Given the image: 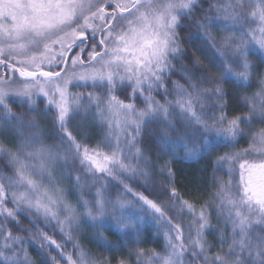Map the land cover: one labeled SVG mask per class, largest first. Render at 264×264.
<instances>
[{"label":"snow or ice","instance_id":"obj_1","mask_svg":"<svg viewBox=\"0 0 264 264\" xmlns=\"http://www.w3.org/2000/svg\"><path fill=\"white\" fill-rule=\"evenodd\" d=\"M197 9L203 15L189 20ZM184 21L200 30L222 76L198 58L183 62ZM213 26L224 33L218 42ZM250 53L264 63V0H0V264H37L26 244H36L40 264H108L79 243L82 225L110 249L105 229L136 230L146 218L167 229V245L164 254L130 249L131 264H264V127H255L264 125V74L258 91H239L257 75ZM230 80L247 109L231 116ZM94 129L101 138L91 143ZM225 147L232 151L215 156L216 191L199 207L171 183L157 199L125 183L142 179L148 191L156 175L174 179V161ZM109 180L122 191L110 193ZM210 233L220 234L215 252Z\"/></svg>","mask_w":264,"mask_h":264},{"label":"trees","instance_id":"obj_2","mask_svg":"<svg viewBox=\"0 0 264 264\" xmlns=\"http://www.w3.org/2000/svg\"><path fill=\"white\" fill-rule=\"evenodd\" d=\"M204 7L208 8V3H204ZM203 15V13H200L199 9H197V15L195 17H190L189 20L193 19H199L200 16ZM185 24H187L186 28H183L180 31V38H181V46L185 49L186 55L183 57V62L185 64L191 65L195 59H199L201 61V64L198 67H206L208 72L210 74H214L216 76H222V72L219 71V69L213 64L214 59V53L213 51L208 47V44L206 41L201 38L200 36V30L197 29L196 25L193 23H190L189 21H184ZM212 35L216 37L217 42L219 41L220 36H222L224 33L221 32L216 27H212L210 29ZM248 59L251 62H254L258 65L253 71L257 74L253 81H251V87L246 89H239V91L242 94L251 95V93L259 90V84L258 80L260 78V74H264V63L260 62V58L258 54L250 53ZM175 63V61H174ZM179 67V65H177ZM237 71H242V69L237 68ZM173 80H180L179 75L172 76ZM181 83L183 81L181 80ZM235 82L234 81H227L224 83L223 87L226 92L229 93V108H228V114L231 115H237L241 111H247L246 108H243L242 105L236 103V100L238 99L235 96V92L237 89L235 88ZM171 87V85H169ZM76 91V88H74ZM77 90L80 92L85 91H91L90 88L85 89L83 87H77ZM117 95H120L121 99H124L123 95L120 93H117ZM169 99H172L171 96L168 97ZM157 99H160L161 102H163L162 96H157ZM8 103L12 106L13 111L20 112L23 111L21 107H19V102L9 100ZM138 106H143L140 101H137ZM37 106L43 107L44 102L43 98H40L37 100ZM27 106H25L26 108ZM34 115L38 116L42 122L46 125L50 124V121L47 117H45L42 113H34ZM256 128L264 127V125L259 124L258 122L255 124ZM94 131L97 133L93 141L91 143H95L97 140H100V132L101 129H94ZM51 142V141H49ZM247 146V142L244 140H241L238 145H236V148H243ZM231 147H225L221 149L220 152L216 153L214 152L212 157L209 156H196L191 159H178L173 162V169L175 172V177L172 181H169V179L166 176H159L156 175L154 177L155 186L153 184H149L148 188L149 190L146 191L145 187L143 185L142 179H136L133 178L131 180H125V183L129 184V186L136 192L143 193L146 196H149L150 199H157L158 194H160L164 188L168 187V185L171 183L183 196L184 199L189 200L192 203H195L197 207H199L201 204L205 202H210L212 200V194L216 191V188L212 182L213 177V170L215 168V156L216 155H222L224 152H231ZM179 156H184L183 149L179 150ZM163 159H167V157H164ZM155 160V157H154ZM163 160L159 161L158 163H162ZM158 171V168H157ZM217 176L223 177L224 179H227V175L225 172H217ZM109 192L113 195L117 191H122V188H113V185H116L118 181L115 180H109ZM65 187H71V185L66 182ZM77 194L71 193L69 195V200L73 204L76 203ZM127 199L132 200L133 198L131 196H128ZM163 199L167 201L168 196L167 194H164ZM158 202H160L158 200ZM9 208L12 207V205L9 203L7 205ZM138 207V206H137ZM210 211H212V222L214 225L217 226H223L222 222L220 224L217 223L215 219V212L209 208ZM168 215L172 216L173 213L169 212ZM183 221L187 223L191 216L185 215L183 216ZM20 220L22 222L23 226H30L29 221L26 217L21 216ZM175 222H180V220H175ZM9 228H12L13 232H16V229L13 227L12 224H8ZM43 227V225H41ZM35 230V229H33ZM167 229H160L154 224L151 219H145L141 223L136 225V230L129 229L127 232H118L115 229H105V235L108 237V239L112 243V247L110 249H105L104 247H101L98 242H96L92 236H93V230L89 228L87 225H82V230L78 234L77 238L79 243L88 251H90L97 259H103L108 262V264H120L121 261L128 260L129 264H131V259L128 256V251L135 250L136 248H142L146 251L152 250L161 254H164V249L167 245V241L164 238L163 232ZM45 231H48V229H45ZM259 231V229H257ZM22 235H26L25 233H19ZM49 235H53L52 232H49ZM219 233H210L208 234V240L214 244V247L212 248V251L215 252L219 250L220 244L219 241ZM54 239H56L58 242H61V238L59 235H55ZM139 240V243L137 241ZM25 247L27 248V251L29 255L37 262V264H40L42 257L40 256V250L37 248L36 244H26ZM66 251L73 252L72 245L69 244ZM51 255L56 256L57 253L53 251ZM73 256L75 257V253L73 252ZM60 264H65L63 260L60 261Z\"/></svg>","mask_w":264,"mask_h":264},{"label":"rangeland","instance_id":"obj_3","mask_svg":"<svg viewBox=\"0 0 264 264\" xmlns=\"http://www.w3.org/2000/svg\"><path fill=\"white\" fill-rule=\"evenodd\" d=\"M71 90H72L73 92H80V91L77 90V88H76V91L74 90V88H72ZM41 98H42V97H41ZM36 103H37V102H36Z\"/></svg>","mask_w":264,"mask_h":264}]
</instances>
